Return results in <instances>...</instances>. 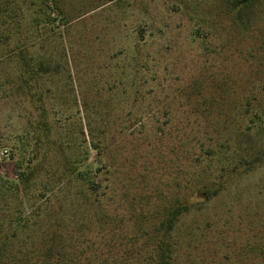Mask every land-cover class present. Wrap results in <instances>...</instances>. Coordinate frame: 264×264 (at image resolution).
Here are the masks:
<instances>
[{"label": "rangeland", "instance_id": "obj_1", "mask_svg": "<svg viewBox=\"0 0 264 264\" xmlns=\"http://www.w3.org/2000/svg\"><path fill=\"white\" fill-rule=\"evenodd\" d=\"M71 1L67 8L72 16L79 5L96 3ZM24 2L25 28H29L36 16L33 9L41 0ZM119 2L105 4L72 22L57 15L50 3L47 19L54 30L46 36L56 41L46 40L42 46L41 39L23 33L34 42L33 54L62 56L66 51L78 101L93 107V129L102 142L93 143L85 125L90 161L98 159L102 167L95 186L98 202L81 194L77 183L60 186L54 198L59 220L66 221L67 213H72V228L80 227L85 235L97 239L100 225L96 219L101 212L123 217L120 225L132 232L131 214L152 212L174 198H186L193 205L176 227L181 264H264L261 256L247 249L264 245V161L250 171L229 174L218 157L237 149L235 130L247 124L248 115L231 112L225 116L214 111L190 116L187 101L173 94L174 88L211 63L213 70L232 76L238 93L253 84L264 95V0H258L246 34L235 29L222 0ZM199 19L203 30L196 38L193 29ZM14 71V65L0 67V79L4 72ZM57 102V98L43 100L55 136L62 130L52 114ZM167 105L173 106L172 120L167 119ZM33 107V101L16 91L6 99L0 96V151L7 148L10 152L8 157L0 153V176H15L17 140L28 127ZM71 123L67 124L72 130ZM241 146L245 148V143ZM221 180L224 188L218 195L203 200L197 194L201 185L212 186ZM48 196L43 200L45 206L53 200ZM40 209L41 217L21 234L22 243L27 234L35 237L46 226V207Z\"/></svg>", "mask_w": 264, "mask_h": 264}, {"label": "trees", "instance_id": "obj_2", "mask_svg": "<svg viewBox=\"0 0 264 264\" xmlns=\"http://www.w3.org/2000/svg\"><path fill=\"white\" fill-rule=\"evenodd\" d=\"M116 1L119 0H96L91 7L79 5L76 8L78 13L72 16L67 7L73 1L41 0L33 9L32 13L36 14L33 24L25 28L24 0H0V67L14 65L15 70L1 76L0 96L6 99L16 91L20 97L34 102L28 127L17 140L19 155L15 176L12 179L0 176V264H181L183 255L179 250L176 227L180 217L193 205L186 198H174L152 212L131 214L128 220L133 221L135 229L132 232L120 225L123 217L101 212L96 219L100 225L97 239L85 235L80 227L72 228L74 214L64 212V215L68 214L67 218L64 216V222L57 215L58 204L54 198L63 185L77 183L81 194L98 202L95 186L102 167L98 159L90 161V141L85 125L91 141L102 142L95 135L97 130L93 129V107L83 99L81 103L78 101L74 75L69 66L71 60L66 51L62 56L33 54L30 48L34 42L23 37V33L30 32L36 39H41L38 43L42 46L46 40L56 41V38L46 36L54 30L50 26L52 21H48L50 3L55 5L57 15L72 22ZM119 3L129 5L132 2L120 0ZM222 3L231 13L235 29L246 34L258 8V0H222ZM196 26L193 30L198 38L203 30L201 19L197 20ZM60 43L64 48L63 40ZM212 66L205 63L199 73L174 88V98L187 101L190 116L210 115L214 111L225 116L231 112L247 114V124L235 130L237 149H230L218 157L224 162L222 169H227L229 174L250 171L264 161V95L258 93L259 89L252 88L253 84H248L242 94L238 93L232 76L225 71L217 72ZM136 86L135 96L138 98L140 89ZM49 97L60 101L52 109L56 127L62 129L59 136L52 131L55 125L43 103L44 98ZM172 105H167L166 109L167 119L171 120L174 116ZM131 113H127V118ZM139 117L143 118V114ZM68 122H72V130L68 129ZM243 143L245 148L241 146ZM223 188L224 180L212 186L203 184L197 194L203 200H209ZM47 196L53 200L45 206L43 200ZM42 206L46 207V226L35 237L27 234L25 243H22L21 234L31 227L34 219L41 217ZM247 249L264 259V245L257 243Z\"/></svg>", "mask_w": 264, "mask_h": 264}, {"label": "built area", "instance_id": "obj_3", "mask_svg": "<svg viewBox=\"0 0 264 264\" xmlns=\"http://www.w3.org/2000/svg\"><path fill=\"white\" fill-rule=\"evenodd\" d=\"M0 153L2 154V155H5V156H9V150L7 149V148H4V149H2L1 151H0Z\"/></svg>", "mask_w": 264, "mask_h": 264}]
</instances>
